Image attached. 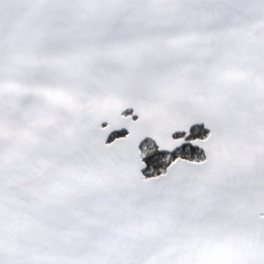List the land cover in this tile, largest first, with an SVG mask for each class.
Instances as JSON below:
<instances>
[{"label":"snow or ice","instance_id":"obj_1","mask_svg":"<svg viewBox=\"0 0 264 264\" xmlns=\"http://www.w3.org/2000/svg\"><path fill=\"white\" fill-rule=\"evenodd\" d=\"M0 264H264V0H0Z\"/></svg>","mask_w":264,"mask_h":264}]
</instances>
